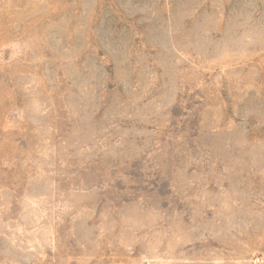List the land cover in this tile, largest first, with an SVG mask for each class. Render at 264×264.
<instances>
[{"label":"rangeland","instance_id":"1","mask_svg":"<svg viewBox=\"0 0 264 264\" xmlns=\"http://www.w3.org/2000/svg\"><path fill=\"white\" fill-rule=\"evenodd\" d=\"M0 264H264V0H0Z\"/></svg>","mask_w":264,"mask_h":264}]
</instances>
